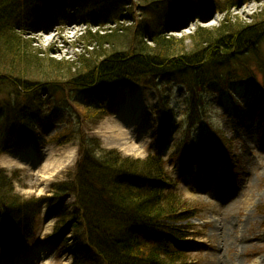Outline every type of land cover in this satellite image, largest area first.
<instances>
[{
	"label": "trees",
	"instance_id": "trees-1",
	"mask_svg": "<svg viewBox=\"0 0 264 264\" xmlns=\"http://www.w3.org/2000/svg\"><path fill=\"white\" fill-rule=\"evenodd\" d=\"M138 1L134 20L129 0H0V156L28 143L72 144L77 153L73 169L45 197L16 194L17 172L0 168V251L13 242L35 243L45 216L55 220L57 244L69 250V264H190L189 220L196 209L177 192L162 156L175 125L171 88L182 87L187 95L185 134L202 122L213 83L227 88L251 82L264 89V8L239 23L228 13L250 0ZM213 13L224 14L219 26L197 29L188 45L171 36L180 25ZM64 19L97 29L83 37L91 52L75 61L41 59L26 35ZM121 86L157 93L151 112L160 135L150 146L154 154L143 159L103 149L87 134L110 115ZM261 117L263 140L264 110ZM54 124L63 128L52 137L38 134ZM219 137L217 155L231 158L230 140ZM177 156V178L191 176L194 160L185 140L175 145ZM67 197L73 199L71 213Z\"/></svg>",
	"mask_w": 264,
	"mask_h": 264
},
{
	"label": "rangeland",
	"instance_id": "rangeland-1",
	"mask_svg": "<svg viewBox=\"0 0 264 264\" xmlns=\"http://www.w3.org/2000/svg\"><path fill=\"white\" fill-rule=\"evenodd\" d=\"M129 3L135 20L141 3L138 0ZM261 8L264 3L250 0L231 9L228 15L233 21L248 23ZM223 18L224 14L213 13L207 19L185 23L171 36L188 45V37L197 29L212 31ZM113 28L105 27L101 35ZM86 32L94 34L97 29L64 19L37 28L25 40L30 41L41 59L75 61L76 56L91 52L83 39ZM171 89L175 125L162 156L167 170L177 181V192L196 209V216L189 220L194 232V237L189 239L190 264H264V138L260 140L259 136L264 89L251 82L235 83L227 88L213 83L206 95L202 122L187 134L184 105L187 95L182 87ZM156 102L154 91L117 87L109 103L110 115L97 126L86 129L87 134L97 138L103 149L117 150L125 157L143 159L153 155L150 146L160 135L151 112ZM125 115L135 117L138 125L129 128L122 124ZM59 116L66 118L67 114L59 111ZM62 128L59 124L46 125L37 132L43 138H50ZM219 136L230 140L229 159L217 155ZM183 140L194 160V168L191 176L177 178L179 156L173 157V151ZM76 159V146L72 144H19L0 156V168L9 175L17 172L16 194L24 198L45 197L51 185L64 180L66 172L73 169ZM65 203L71 213L73 199L67 197ZM54 224L55 220L42 216L36 242L26 246L13 242L9 249L0 251V264H69V250L57 244Z\"/></svg>",
	"mask_w": 264,
	"mask_h": 264
},
{
	"label": "bare ground",
	"instance_id": "bare-ground-1",
	"mask_svg": "<svg viewBox=\"0 0 264 264\" xmlns=\"http://www.w3.org/2000/svg\"><path fill=\"white\" fill-rule=\"evenodd\" d=\"M255 2V1H253ZM196 21V20H195ZM195 21H192V22H195ZM190 22V24L192 23ZM183 27V25H180L177 29H175L174 31H171V34L173 33H176L178 30H180L181 28ZM122 124H124L125 126H129V128H132V125H138L137 124V121H135V117L130 118L129 116L125 115L123 118H122Z\"/></svg>",
	"mask_w": 264,
	"mask_h": 264
}]
</instances>
